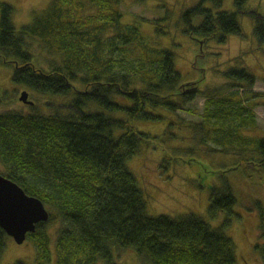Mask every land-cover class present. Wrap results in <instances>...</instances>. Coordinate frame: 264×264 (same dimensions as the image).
Masks as SVG:
<instances>
[{"label": "trees", "instance_id": "obj_1", "mask_svg": "<svg viewBox=\"0 0 264 264\" xmlns=\"http://www.w3.org/2000/svg\"><path fill=\"white\" fill-rule=\"evenodd\" d=\"M226 1L200 0L188 9L186 33L201 49L209 42L225 46L231 36L245 38L240 17L249 18L264 59V14L249 9L251 0H234L235 11H225ZM121 5L122 0H51L17 31L13 6L0 3V65L12 67L14 84L41 95L46 105L30 113L0 112V174L52 210L49 221L28 235L36 264H118L116 249L133 250L149 264H238L236 245L226 234L238 217L228 182L211 187L208 215H225L219 227L194 214L149 215L128 162L159 141L136 124L169 120L175 126L167 114L207 93L198 82H181L174 51L148 48L137 26L123 24ZM32 40L52 59L38 63ZM240 67L224 74L229 85L253 88L256 78ZM218 88L205 97L203 123L191 126L231 146L255 113L242 99L247 92ZM4 92L0 108L7 101ZM241 145H252L250 151L260 155L257 166L264 168V138L244 137ZM258 208L263 242L255 250L264 260V207ZM52 224L60 227L53 247L46 231ZM8 238L0 227V264Z\"/></svg>", "mask_w": 264, "mask_h": 264}, {"label": "rangeland", "instance_id": "obj_2", "mask_svg": "<svg viewBox=\"0 0 264 264\" xmlns=\"http://www.w3.org/2000/svg\"><path fill=\"white\" fill-rule=\"evenodd\" d=\"M50 1L0 0V3L13 6L14 25L20 31L22 27L31 24L36 15L44 12ZM199 1L122 0L123 24L137 26L148 48L174 51L181 82H198L200 90L207 93L183 105L176 114H167L176 123L175 126L170 127L169 120L138 122L136 126L139 131L152 137L157 136L159 143L143 149L128 162V167L138 177V185L148 202L149 215H167L179 219L194 214L213 228L220 226L225 215L221 213L215 220L209 218L211 187L228 182L237 199L235 212L238 217L226 234L234 240L238 264H264L262 256L255 250L256 245L263 242L258 204L264 207V168L257 166L260 155L250 151L253 146L246 148L241 145L244 137L253 142L264 138V59L262 53L256 51L258 48L253 37V22L245 17H240L244 39L231 36L225 46L209 42L201 49V45L186 33L188 23L183 18L185 12ZM248 7L264 14V1L251 0ZM223 10L235 11L234 0H227ZM200 22L201 19H196L194 24ZM43 47L41 42L31 41V48L40 64L52 59ZM242 65L256 78L253 88L229 85L232 83L224 75L231 69H240ZM13 71L12 67L0 65V92L5 91L7 95V101L0 112L14 110L30 113L33 109L46 108L41 103V95L14 84ZM219 86H222V90L225 88L230 91V94L236 92L242 96L247 92L242 99L252 106L255 113L254 120L247 121L248 125L242 129L240 136L233 137L235 141L231 146L223 143L225 138L218 142L216 133H208L206 129L203 132L201 129L193 131L192 127L203 123L205 97L210 96V92L220 90ZM23 91L30 93L29 99L35 103L34 107L19 101ZM65 100L57 99L53 103ZM51 108L55 111V107ZM212 127L216 129L214 123ZM167 156L174 157V160L163 161ZM193 158L197 163L188 162ZM244 158L248 160L247 163L242 162ZM184 159L187 162L184 163ZM48 211L52 212L50 209ZM58 225L52 224L46 230L51 237L52 247L60 228ZM36 259L37 249L32 239L27 237L22 245H18L9 237L1 264H15L18 261L36 264ZM116 261L118 264H149L147 258H141L129 249H116Z\"/></svg>", "mask_w": 264, "mask_h": 264}, {"label": "water", "instance_id": "obj_3", "mask_svg": "<svg viewBox=\"0 0 264 264\" xmlns=\"http://www.w3.org/2000/svg\"><path fill=\"white\" fill-rule=\"evenodd\" d=\"M20 102L33 106L29 93H21ZM50 219V212L38 198L31 197L12 180L0 174V227L18 245H22L29 234L36 232L40 223Z\"/></svg>", "mask_w": 264, "mask_h": 264}, {"label": "bare ground", "instance_id": "obj_4", "mask_svg": "<svg viewBox=\"0 0 264 264\" xmlns=\"http://www.w3.org/2000/svg\"><path fill=\"white\" fill-rule=\"evenodd\" d=\"M27 92H28V91H27ZM28 93H29V92H28ZM20 97H21V94H20ZM20 97H19V99H20ZM29 97H30V93H29ZM29 100H30V99H29ZM19 101H20V100H19ZM30 101H31V100H30ZM32 102H33V101H32ZM23 104H24V103H23ZM25 105H26V104H25ZM34 105H35V103H34ZM34 105H33V106H34ZM28 106H30V105H28ZM33 106H31V107H33ZM26 194H27V193H26ZM27 195H28V194H27ZM31 197H33V196H31ZM35 198H36V197H35ZM46 223H47V222H46ZM40 224H44V223H40ZM38 225H39V224H38ZM38 225H37V226H38ZM36 229H37V227H36Z\"/></svg>", "mask_w": 264, "mask_h": 264}]
</instances>
